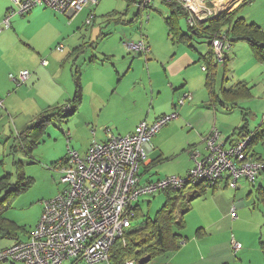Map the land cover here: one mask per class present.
<instances>
[{"label":"crops","instance_id":"crops-1","mask_svg":"<svg viewBox=\"0 0 264 264\" xmlns=\"http://www.w3.org/2000/svg\"><path fill=\"white\" fill-rule=\"evenodd\" d=\"M138 1L139 0H130V3H135L139 7L136 14L130 19H124V17L128 15V11L125 13L113 12L111 13V16H113V14L118 16L116 20L120 24L136 26V31L140 35L139 38L144 40L151 48L150 54L144 55L142 53H134L128 49L126 44L122 45L121 43V45H119L118 39L115 40V42H112V37H110L112 34L109 33L105 34V47L111 45L114 48V52L111 54L103 53L101 58L98 57L99 55L96 52L91 53L88 57L90 61L84 56L82 58L83 62H81V65L79 66L78 63L80 62V57L85 51H81V44L74 45L77 43L72 39L76 37L77 34L74 32L71 34L73 37L70 40L72 42L71 46H74V48L65 58L62 59L61 62V55L58 56V50L56 49L58 47H54L57 51L55 52L54 48V50L50 49L51 46L50 48L45 46L47 42L51 40V36H53L52 33L47 32L44 28L40 29L39 27L42 23L39 22V20H35V18L37 14L38 16L39 14L49 15L52 23L56 26L55 22L58 19H66L64 14H66L69 19L73 20L76 18V15L84 13L86 9L76 13L72 11L61 13L54 10L55 13L51 14L47 11L50 10L49 8L38 7L33 11H30L28 14L23 16L14 15L11 18V27L5 29L0 34V98L4 99L5 105V108L0 110V156L2 154L5 156L9 152L8 156L13 160L14 154L12 153V146L14 138L9 141L7 139L20 134L21 131L35 122L39 116L43 114L45 115L46 111L48 112L49 109L52 110L63 106L74 98L76 91L74 74L76 70L81 72L80 83H82L83 97L79 111L72 115L74 116L72 119L68 118V120L64 122V130L68 138H71L72 135H77L81 128L84 129L89 126L93 129L95 128V131L97 132L96 136L100 141L104 142L106 140L105 135L100 134V131L105 133L106 129H110L117 136H127L134 132L143 121H146L149 125H153L161 116L174 113V111L179 114L180 118L176 121L178 122V125L168 127L170 124L168 123L162 128L161 137L155 136L156 139L154 137V143L148 154V160L141 166L140 180L142 184L156 182L161 178L169 177L168 175H170V173H173L175 176H180L188 169H192V163L186 158L187 154L190 153V150L189 153L186 152L187 147H191L192 149L193 145L197 146V148L202 146L201 144H203V141L201 143V139L204 138V136H202L203 130L200 131V128H204L205 124L208 125V133L211 128L210 126L214 125L215 127H219L221 136L225 139L230 138V136L242 128H236V126H231V124L227 127H225V123L219 124L218 110L221 109L223 111L221 114L227 116L233 115L236 112L243 114V109L249 111L248 113L250 114L255 111L253 101L251 100L254 98L253 93L255 94V98H257V91L255 90L257 87L255 82L256 76L252 77L251 80L240 76L242 65L239 63L240 56L238 50L245 52V49H250L249 45L246 42H238V44L233 45L229 49L230 51L226 62L228 68L227 72L229 71L228 61H231V64L234 67L233 69H235L234 77L238 79V81H233L226 73L227 80L224 83V88L228 89L235 84L245 82L253 89L251 97L241 100L245 102L243 104L239 102L238 105L235 106L236 108L227 110L220 103H214L212 101L210 91L207 88L206 77L208 71L207 68L204 69V67H206L204 64L210 57L214 58L215 56L216 58V53L213 51L214 55H212L213 53L210 51L209 42L204 38L198 37L195 32H190L188 19H181L178 21L177 28L179 31L176 34L177 38H182L183 36L184 38L182 42H174L165 22V17L169 14L168 6L159 0L161 5L168 8L166 15L160 13L164 21V24L162 25L154 18V12H157V8L153 3L155 0ZM205 1L206 3L208 2L211 9L212 7L215 8L216 12L212 17H217V15L224 12H230L234 13L235 21L238 18H243L248 24L253 23L264 30V0ZM9 5V0H0V23L7 14L6 12L12 8V6L10 7ZM95 7L89 6L87 8L89 9V17L91 14H94L95 16ZM248 7L251 8V10L247 11L246 9ZM51 11L53 10L51 9ZM57 13L62 16L60 17ZM144 20L147 21L145 28L144 25L146 23L144 24ZM151 21L153 23H148ZM74 22H70V25L72 26ZM32 28L36 29L37 32L32 33ZM56 33H59V31L57 30ZM66 33V30L63 31L61 33L62 37L65 38ZM94 33L95 32H93V34ZM127 35L126 37H128ZM186 35H190L188 45L185 41ZM124 46L126 48H124ZM121 47H123V51H121ZM64 49L66 50V48ZM131 52L137 55H131ZM249 52L250 53L247 54L248 63L264 65V62L258 63L255 60L253 53L250 50ZM88 53L89 52H87V54ZM127 54L128 56H126ZM232 56H234L235 59H231ZM44 60L48 62L47 66L42 65ZM97 67L102 70L107 67L109 68L107 70H112V73H108V75L104 77L93 75L89 77V80L84 79L89 71L91 72L94 69H98ZM222 67L223 66L220 65V69H223ZM25 70L30 71L31 75L22 83V85H20V87H18L12 80V77L18 79L20 75L19 73ZM196 76L202 81L201 88H204V91H208L209 100L204 102L205 100L203 101L204 98L202 96L201 99L196 101V104L193 105L191 102H193L194 98H197L198 95V91L194 87V84H196V79L194 78ZM191 92L193 94L191 102H186L185 105L178 107L176 104L177 100L185 93ZM169 94H171V97L168 101L172 103V107L169 105L166 110L158 111L157 108H155V105H153L154 101L160 99L162 95ZM91 95L93 96L91 103H85L86 98ZM64 97H66L65 100H62ZM260 101L264 102V98H260ZM200 102L206 104L201 106L199 105ZM189 104H191L190 108L186 109V106ZM243 105L247 107L244 108L242 107ZM88 108H91V114L86 112ZM108 108H111L110 110L115 112V116L108 120L106 119L104 122L100 120V117L109 111L105 110ZM200 108L205 110L204 112H201L202 118H196L193 115L191 116L195 110H199ZM256 117L258 118L259 114H257ZM244 118L245 117H243V120ZM263 122L264 117H262V121L258 124V127L252 128L247 119L246 124L248 126V131L254 133V131L262 127ZM185 123L190 125L193 131H196L195 134L192 135V138H188V142L182 144L180 133H184L183 127ZM180 124L182 125L180 126ZM178 126L180 127L178 128ZM166 127L168 128L167 131ZM96 128H98L99 131L96 130ZM70 141L71 140H69V142ZM92 143L93 141L88 142L85 148H81L79 143H76L78 149H81L77 150L71 145L69 146V151L73 148L82 158L87 154ZM200 150L203 151V149ZM254 150L259 154L256 149ZM19 152H21V150ZM21 153L23 154V152ZM24 156L28 159L26 155ZM67 156L65 154V156L57 160V162ZM0 163L3 164L2 161H0ZM54 163L56 162L53 161L52 165H54ZM169 163H171V168L168 173L162 172L161 174L159 169L157 170L158 166H165ZM60 166L61 165H58L59 168ZM59 168H56L55 172H58ZM59 173L61 172L59 171ZM262 174L264 175V173ZM1 175L2 172L0 171V176ZM5 175L6 174L2 175L0 179ZM255 185L253 186L255 187ZM220 188L228 189L221 184L216 190L209 191H211V194L215 197ZM241 189L242 186H239L235 191H240ZM60 190L61 189L58 185L57 189L52 191V194L50 195L51 199L55 198ZM209 191L203 196H196L192 199L186 198V203L189 204V210L187 212L185 211L184 214L179 215L178 217L184 225V229L180 231L181 233L186 229L187 214L193 210V204L196 200L206 199ZM162 193L165 196V200L159 210L164 206L166 201V194L164 192ZM256 193L258 194L257 200L263 201L264 203V186L262 184L258 183ZM251 195H253V191H250L246 197L248 198ZM257 204L255 202L253 205L259 206ZM135 205L139 217L138 220H136L137 222H141L148 217L155 219V215L159 211L158 210L154 217H152L148 213L144 215L141 206L142 204L139 203V201ZM245 205L246 200H243L241 197L236 201L235 207L244 208ZM232 207L233 206L226 203L225 209H223L221 215L217 217H215L216 215L212 214L209 210L202 211V209H200L198 212L203 216V220L197 222V225L200 228L196 232L189 233L188 236H190V238H188L186 234H182L183 237L186 238L185 240H187L186 243H184L180 250L173 252V255H170L169 259L165 261L166 263L161 264H228L229 261H226L228 259H226L227 257L225 253H231L232 237L238 239V237L234 235L230 237L229 230L230 227H234L232 229L237 231L239 227H235V223L239 219L238 217H240L239 213L235 212L238 214V219L232 218V214L228 213V209L231 211ZM43 208L44 202L43 207L39 208L37 212V218L36 221H34V225L30 229L26 228V226H21L16 222L17 225L23 227L25 231H20L16 239H0V248L5 249L13 246L17 241L28 242L31 239L32 232L40 221L44 210ZM199 231L200 233H198ZM260 236L262 237L261 240H263L264 230H262ZM238 240L243 245L241 249L244 250L246 242L240 239ZM0 263L10 264V262L8 263L7 261H0ZM13 263L15 264V262ZM76 263L84 264L82 261H75V259L67 261L64 264Z\"/></svg>","mask_w":264,"mask_h":264},{"label":"built area","instance_id":"built-area-1","mask_svg":"<svg viewBox=\"0 0 264 264\" xmlns=\"http://www.w3.org/2000/svg\"><path fill=\"white\" fill-rule=\"evenodd\" d=\"M12 8L0 23V34L11 27L14 15H25L38 7H47L58 12H80L95 7L100 0H9ZM191 13L190 24L206 20L205 0H177ZM214 13H212L213 15ZM94 14L88 19L92 23ZM134 53L148 55L151 49L144 40L127 43ZM216 58L223 59L224 42L213 43ZM57 50L63 51L60 46ZM47 66L48 62L43 61ZM206 69V67H204ZM12 77L18 87L30 77L28 70ZM192 93H185L178 107L191 102ZM0 98V110L4 109ZM179 114L161 116L155 124L143 121L131 134L117 136L106 129L103 142L94 140L88 153L81 158L70 149L68 162L60 166L59 182L64 186L58 195L44 202L39 223L28 242L17 241L13 246L0 248V261L22 264H64L67 261H82L84 264H110V252L115 242L123 239L134 223L136 203L140 197L154 195L168 189L182 190L196 184L217 186L223 182L230 189H238L242 179L256 183L264 171V160H252L249 156L251 136L234 138L227 143L218 129L205 137L206 153L190 149L193 168L185 176L170 175L156 182L142 184L141 166L148 160L153 146L152 139L168 123L178 120ZM236 207L232 218L237 219ZM233 250L241 245L232 242ZM126 264H134L133 261Z\"/></svg>","mask_w":264,"mask_h":264},{"label":"rangeland","instance_id":"rangeland-1","mask_svg":"<svg viewBox=\"0 0 264 264\" xmlns=\"http://www.w3.org/2000/svg\"><path fill=\"white\" fill-rule=\"evenodd\" d=\"M141 1L142 0H139L138 2H141ZM153 3H154V6H156L157 8V12H154L155 14L154 18L157 19L163 25L164 21H163V18L161 17V14L163 13L164 15H166V13L168 12V8L166 6L161 5L159 0H155L153 1ZM9 4H10L9 6L11 7L12 5L10 1H9ZM138 8L139 7L135 3L134 4L130 3V0H100L99 4L94 8L96 9L95 17L92 20V23L90 24H88L89 9H86L84 13L76 15V18H74L73 20L69 19V17L66 14H64V16H66V19L64 20L58 19L55 22L56 26L52 23L49 15L39 14L38 16L37 14L35 20H39V22L42 23V25L39 27L40 29L44 28L47 32L52 33L53 35L51 36V40H49L45 46H48V48H50L51 46L50 49H53L54 47L59 48L60 46L62 47L64 46V48H66V50L65 49L63 51L58 50V52L56 51L57 48L56 49L54 48L55 50L53 49L55 52L58 53V56L61 55V58H60L61 62H62V59L65 58L68 55V53L71 52L72 49L74 48V46H71L72 42L70 40L71 38H73L71 34L73 32L77 34V36L72 39L73 41L77 43L74 45L81 44L82 46L80 47L81 51L86 52V53L84 52L82 56L80 57V62L78 63V66H79L81 65V62H83L82 58L84 56L85 58L88 59V61H90L88 57L90 56L91 53L96 52L99 55L98 57L101 58L103 53L111 54L114 52V48L111 45L109 47H105V42H104V39L106 38L105 34L111 33L112 34V36H110L112 37L111 41L115 42V40L118 39L119 45H121V43L122 45L127 44V43H132V42L138 43L139 40L141 39L139 38L140 37L139 33L136 31V26L120 24L116 20L118 16H115V14L111 16V13L113 12L125 13L126 11H128V15H126L124 19L126 18L130 19L134 14H136V12L138 11ZM205 8H206L207 13L209 14L208 15L209 18H212V16H214L212 15V13L216 12L215 8L212 7L211 9L209 4H206ZM150 10H146V11H150ZM246 10L249 11L251 10V8L248 7ZM47 11H49L51 14L55 13V11H51V9ZM57 14L60 16L59 13ZM70 22H74V24L71 26ZM146 22L147 21L144 20V24ZM148 23L151 24L153 22L151 21ZM146 25L147 23L144 25V28ZM57 30L59 31V33H56ZM65 30L67 31V33L64 38L62 37L61 33ZM36 32H37L36 29L32 28V33H36ZM93 32L95 33L93 34ZM125 34L126 35L128 34L127 35L128 37H126ZM124 48L126 47L124 46ZM249 50H250L249 48L245 49V52L242 50H238L239 56H240L239 63L242 65L240 76L250 79V80L252 79V77L256 76L255 82H256L257 87L255 88V90L257 91L256 95L258 99L255 98V94L253 93L254 98L251 101H253L255 111H253L252 114H249L247 116L250 126H252V128H256L258 127V124L262 121V117H264V113H263L264 102L260 101V98H264V65L248 63L247 54L250 53ZM121 51H123V47H121ZM229 51H227V53H229ZM87 52L89 53L87 54ZM130 54L132 55L134 53L131 52ZM134 55H137V54H134ZM126 56H128V54ZM233 58L234 56L231 57V59ZM228 65H229V71L227 72V74L233 81L235 82L238 81V79L234 77L235 69H233L234 67L231 64V61H228ZM107 69L109 68L106 67L105 69L103 68V70L101 68H98V69H94L91 72L89 71L88 75L85 76L84 79L89 80V77L93 75L104 77L108 75V73L111 74L112 70H107ZM196 77L194 78L196 79V84H194L195 85L194 87L197 89L198 95H197V98H194V101L191 102V104L193 105H195L196 101L200 100L202 96L204 98L203 101L205 100L204 102H206V100L207 101L209 100L208 91H204V88H201L202 81H200L198 77L197 78ZM171 94L162 95L160 99H156L154 101L153 105H155V108H157L158 111L166 110L169 105L172 107V103L168 101V99L171 97ZM182 97L183 96H181L177 100L176 102L177 105L179 103V100ZM65 98L66 97H64L62 100H65ZM92 98H93L92 95L86 98L85 103L87 104L91 103ZM204 102H200L199 105L204 106V104H206ZM244 102L245 101H241V104H243ZM191 104L187 105L186 109H189ZM242 107L245 108L247 106L243 105ZM110 109L111 108L105 109L109 111L106 112L105 115L101 116L100 120L105 122L106 119L108 120L109 118L115 116V112ZM204 111H205L204 109L200 108L199 110H195L191 114V116L193 115L196 118L197 117L202 118L201 112H204ZM86 112L91 114L92 113L91 108L90 109L88 108ZM221 112L223 111L219 109L218 110L219 124L225 123L226 124L225 127L231 124V126H236V128H240L244 125L245 123L243 120L244 116L243 114H239L240 112H236L233 115H229V116L221 114ZM257 114H259L258 118L256 117ZM73 117L74 116H71L70 118L72 119ZM176 121L178 120L173 121V123L170 122L168 127H172L173 125L175 126L178 125V122ZM181 125L182 124H180V126ZM180 126H178V128ZM207 127L208 125L205 124L204 128H200V131L203 130L202 136H204V138L201 139V143L203 141V144H201L202 146L198 148L203 149V151L198 149L197 146L195 145H193L192 147V148H196V150L200 153H205V149H206L205 137L209 135L210 133H212L215 129L220 130L219 127H215L214 125H212L210 126L211 128L208 133ZM64 128H65L64 122L56 121V122H52L49 124L46 130V134H44V137L42 138L41 143L38 145V147L33 152V156H32L33 160H31L33 162L31 163H30V159L29 158L27 159L19 151L13 155V160L12 158L8 156L9 152L5 156L3 154L0 156V161L3 162V164L0 163V171L2 172V175L6 173L12 174L13 183L17 181L18 176L21 173L26 174L27 176L33 177L35 179L34 186L27 193L17 198L11 210L7 209V205H5V211L2 214L3 217L13 220L17 222L19 225L26 226V228L30 229L34 225V221H36L37 212L39 208L43 207V202H46L47 200L51 199L50 195L52 194L53 190L57 189L58 185L61 190L64 187L61 183H59L61 173H59V171L55 172V170L50 169L53 161L57 162V160H59L60 158H63L65 154L67 156L68 151H69V146L71 145L74 146L77 150H80L82 147L85 148L87 146L86 144L90 141L96 140V141L102 142L96 136L97 132L95 131V128L93 129L92 127H89V126L85 127L84 129L81 128L78 134L72 135L71 141L68 142V137L65 134ZM183 129H184V133H180L182 144H184L185 142H188V138L189 137L192 138V135L195 134V131H196V130L193 131L191 126L187 125V123L184 124ZM96 130L99 131L98 128H96ZM162 130L163 129H161V131L157 133L156 137L157 136L161 137ZM167 130L168 128L166 129V131ZM197 131H198V128H197ZM100 134L105 135V139L107 138V132L104 133L103 131H100ZM153 139L151 141L152 144L154 143ZM76 143H79L81 147L80 149H78ZM190 149L191 147H187L186 152L189 153ZM254 149H256L260 155L262 154L264 158L263 144L261 143L256 144ZM186 158L189 159L193 165V159L190 153L187 154ZM34 160H36L37 162H35ZM18 162L21 164L22 166L21 168L17 164ZM171 163L165 165L166 167L160 165L158 166L157 170L159 169L161 174L162 172L168 173L171 168ZM190 169L182 173L180 177L185 176ZM170 175H173V173H170ZM258 183L264 186V175L262 173H261L260 178L257 180V184L255 185L256 188L252 186V184L248 183L247 180L242 179L240 182V186H242V189L240 191H235L230 188L228 189L220 188V190L217 192L218 194L217 193H216L217 195L215 194L216 195L215 197H213L214 195H212L211 194L212 192L209 191L208 197L206 199L196 200L195 203L193 204V210L189 214H187L188 215L187 220H186L187 225H186V229L184 230V232L182 231V234L183 235L186 234L187 237L190 238L188 234L196 232L200 228L197 225L198 221L203 220L202 214L198 212L200 209H202V211L209 210L212 214L216 215L215 217H217L221 215L227 203L233 206L231 208V211L230 209H228V213L232 214L236 201H238L242 197L243 200H246L245 207L244 208L236 207V212L239 213L240 217H238L239 219L237 218L238 220L235 223V227H239V228L237 229V231H235V229H232L234 227H230L229 235L230 237L234 235L238 237V239L245 241L246 245H245L244 250H242L241 249L243 247L242 243L237 238L232 237V242L234 241L236 243H239L241 245V248L239 249V251H234L233 246H231L234 253L232 252L231 249H230L231 253L230 252L225 253L227 257L226 259H228L226 261H229L228 264H264L263 256H262L263 249H261V244H260V240L262 238L260 236V233L262 232V230H264V203L263 201L257 200L258 194L256 193V189H257ZM250 191H253V195L247 198L246 196ZM164 200H165L164 194L162 192H158L157 194H154V195H146V196L140 197L139 203L142 204L141 206H142L144 215L148 213L150 216L154 217L155 213L163 205ZM255 202L256 204L258 203L257 205L259 206H254L253 204H255ZM170 255H173V254L169 253L159 258H156L152 262H150V264L166 263L165 261L169 259ZM10 264H14V263L10 262ZM15 264H22V263L15 262ZM76 264H82V263H76ZM99 264H107V263L101 262Z\"/></svg>","mask_w":264,"mask_h":264},{"label":"trees","instance_id":"trees-1","mask_svg":"<svg viewBox=\"0 0 264 264\" xmlns=\"http://www.w3.org/2000/svg\"><path fill=\"white\" fill-rule=\"evenodd\" d=\"M161 1L169 8V14L165 17V22L170 30L173 41L182 42L184 36L182 38H177L176 35L179 31L177 24L181 19H188V21H190L191 13L177 0ZM189 30L191 33L195 32L198 37L206 39V41L209 42L210 51H212V53L214 51L213 43L216 39L223 41L225 47L228 46V49L225 48L223 50L224 57L222 60L214 56V58L210 57L207 59L204 64L208 71L206 77L207 88L210 91L212 101L214 103H220L224 108L229 110L231 108H236L235 106H237L241 100L250 98L253 89L245 82L235 84L228 89L224 88L228 70L226 65L228 58L227 51H229L233 45L238 44V42H246L255 60L258 63L264 62V30L253 23L248 24L243 18H238L235 21L234 13L230 12L221 13L217 15V17H212V19L209 18L205 21L196 20L194 25H191L189 22ZM189 40L190 35H186L185 41L187 45L189 44ZM212 55H214V53ZM220 65L223 66V69H220ZM80 77L81 72L76 70L74 74L76 91L72 100L56 109H49L48 112L46 111L45 115L39 116L35 122L21 131L20 134L7 139L9 141L14 138L12 146L13 154L21 150V152L30 159V163L33 162L31 161L33 160V152L41 143L49 124L56 121L66 122L68 118L79 111L83 97ZM248 112L249 111L243 109L245 117L244 125L226 141L230 143V141L235 140L234 138H241L245 135L251 136L250 138H252V141L248 148L250 158L254 161L264 160L263 156H260L254 150L256 144L261 143L264 146V122L262 123V127L254 131V133L248 131V126L246 124L247 116L250 114ZM69 140H71L70 137L68 138V142ZM68 159L67 156L59 162L54 163L50 169L56 170V168H59L58 165H66ZM34 161L37 162L36 160ZM17 164L20 168L22 167L19 162ZM262 173H264V171ZM11 179L12 175L7 173L0 179V239H16L20 231H25L23 227L17 225L14 221L4 218L2 214L5 211V205H7V209L11 210L17 198L27 193L35 183L33 177H29L22 173L19 174L15 183H13ZM221 184L228 188L225 183L219 182L217 186L210 183H201L193 187L187 186L182 190H174L171 188L165 190V204L156 213L155 219L148 217L141 222H137L136 220H138L139 217L136 209L132 227L126 232L123 239H119L115 242L116 244L111 249L110 264H126L130 261H133L134 264H143L148 258H151L150 262H152L156 258L169 253L173 254V252L180 250L187 241L180 232L184 229L183 222L178 219L179 215L189 210V204L186 203V198L192 199L196 196H203L207 194L209 190H216ZM251 184L253 186L256 183ZM198 233H200V231ZM260 244L261 249H263L264 261V241L261 240Z\"/></svg>","mask_w":264,"mask_h":264},{"label":"water","instance_id":"water-1","mask_svg":"<svg viewBox=\"0 0 264 264\" xmlns=\"http://www.w3.org/2000/svg\"><path fill=\"white\" fill-rule=\"evenodd\" d=\"M150 260L151 258L146 259L143 264H149Z\"/></svg>","mask_w":264,"mask_h":264},{"label":"bare ground","instance_id":"bare-ground-1","mask_svg":"<svg viewBox=\"0 0 264 264\" xmlns=\"http://www.w3.org/2000/svg\"><path fill=\"white\" fill-rule=\"evenodd\" d=\"M150 264V263H149Z\"/></svg>","mask_w":264,"mask_h":264}]
</instances>
